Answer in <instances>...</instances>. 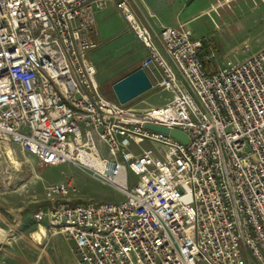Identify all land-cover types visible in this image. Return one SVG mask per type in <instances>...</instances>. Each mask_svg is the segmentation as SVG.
<instances>
[{"label": "built area", "instance_id": "2783aa9c", "mask_svg": "<svg viewBox=\"0 0 264 264\" xmlns=\"http://www.w3.org/2000/svg\"><path fill=\"white\" fill-rule=\"evenodd\" d=\"M112 1L0 0V146L122 196L74 202L70 183L51 184L35 222L72 242L76 264H264V47L220 67L208 38L185 24L153 34L120 0L147 52L139 69L170 94L135 111L101 93L86 61L93 12Z\"/></svg>", "mask_w": 264, "mask_h": 264}, {"label": "rangeland", "instance_id": "374dc122", "mask_svg": "<svg viewBox=\"0 0 264 264\" xmlns=\"http://www.w3.org/2000/svg\"><path fill=\"white\" fill-rule=\"evenodd\" d=\"M223 1L196 0L190 10L198 16L189 24L194 38L209 39L220 67L243 62L264 47V0ZM201 10L208 11L202 15ZM113 63L115 60L95 77L101 93L110 100H116L112 88L101 79L122 64ZM169 97L166 91L150 89L124 106L145 111L162 106ZM6 147L0 146V264H75L70 246L62 237L47 232L42 241L33 238L39 232L33 215L43 200L44 189L51 184L70 183L72 200L81 203H118L122 196L73 165L41 166L33 155L11 143L7 149L18 166L10 165ZM140 148L155 151L156 145L144 142ZM129 177L134 179L131 174Z\"/></svg>", "mask_w": 264, "mask_h": 264}, {"label": "crops", "instance_id": "0c3cea01", "mask_svg": "<svg viewBox=\"0 0 264 264\" xmlns=\"http://www.w3.org/2000/svg\"><path fill=\"white\" fill-rule=\"evenodd\" d=\"M119 1L120 0H113L109 2L104 9L94 10L95 27L92 38L97 43V48L86 56V61L94 67L95 72L106 69L107 65L114 60V65L117 62L122 63L115 72L106 73L101 79L111 88L114 83L137 70L140 66V62L147 54L142 44L129 30L126 22L118 12L116 3ZM125 1L138 22L142 26L148 28L153 34H157L162 27H176L179 24H185L189 28V24L196 20L198 16V14L192 13L190 10L196 0ZM232 1L234 0H224L222 4ZM201 11L202 15H204L208 10ZM111 58L115 59L112 60ZM9 144L5 145L8 147ZM44 205L43 193V200L39 208L44 207ZM40 228L44 229L45 234H47V232L50 233L45 223L38 226V231H40ZM58 236L68 242L71 250L72 242L67 240L64 236ZM74 260L76 264V259Z\"/></svg>", "mask_w": 264, "mask_h": 264}, {"label": "water", "instance_id": "95a60500", "mask_svg": "<svg viewBox=\"0 0 264 264\" xmlns=\"http://www.w3.org/2000/svg\"><path fill=\"white\" fill-rule=\"evenodd\" d=\"M151 89V83L141 69H137L112 85L113 94L121 105H125L134 98ZM146 129L167 134L181 143H187V136L179 130L154 126H145Z\"/></svg>", "mask_w": 264, "mask_h": 264}, {"label": "bare ground", "instance_id": "6f19581e", "mask_svg": "<svg viewBox=\"0 0 264 264\" xmlns=\"http://www.w3.org/2000/svg\"><path fill=\"white\" fill-rule=\"evenodd\" d=\"M6 149H7V147H6ZM6 155H7L8 160L10 161V165L18 166V163L15 161L13 153H12L11 150L7 149L6 150ZM44 236H45V231L43 229H40V231L38 233H36L33 236V238H36L38 241H42V238Z\"/></svg>", "mask_w": 264, "mask_h": 264}]
</instances>
